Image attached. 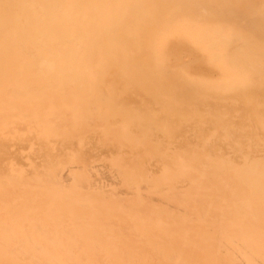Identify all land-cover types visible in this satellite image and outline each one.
I'll return each mask as SVG.
<instances>
[{
    "label": "bare ground",
    "instance_id": "bare-ground-1",
    "mask_svg": "<svg viewBox=\"0 0 264 264\" xmlns=\"http://www.w3.org/2000/svg\"><path fill=\"white\" fill-rule=\"evenodd\" d=\"M258 106L264 0H0V264H264Z\"/></svg>",
    "mask_w": 264,
    "mask_h": 264
},
{
    "label": "rangeland",
    "instance_id": "rangeland-1",
    "mask_svg": "<svg viewBox=\"0 0 264 264\" xmlns=\"http://www.w3.org/2000/svg\"><path fill=\"white\" fill-rule=\"evenodd\" d=\"M181 23H183V21H180ZM180 23V24H181ZM184 24V23H183ZM185 25V24H184ZM186 26V25H185ZM187 29H189V26H188V28ZM183 30V29H182ZM171 35V36H170ZM173 35H172V33H164V34H162L160 37H159V41H161V44L163 45V44H165V40H167L168 38H170V37H172ZM179 45L180 44H176V43H171L170 45H169V47H166V49L164 48L162 51H161V53H160V56H161V59H160V62L159 63H163L164 61H168V60H173L174 59V63H175V61L177 60L178 61V63H175V65L177 66V67H180V68H182L183 69V73H182V76L185 78V77H196V79H197V77L198 78H200V81L202 82V83H205V84H210V83H215V84H218V85H221L222 87L224 86V84H226V85H228L229 83H231L230 81H238L239 79H241V76L240 75H242V73L239 75V74H236L237 75V78L239 77V79H237V80H235L236 79V77H234V76H236L235 74H233L234 73V70L233 69H231L229 66H228V64L226 63V58H224V57H226V55H225V53H224V49H217V50H201V49H199V48H189V44L188 45H184V46H182V45H180V47H179ZM172 49H174V50H172ZM172 50V51H171ZM219 50V51H218ZM212 51H213V53H212ZM222 51V52H221ZM216 53V55H214L215 57L216 56H218V54H219V56H218V58L216 59L215 57V59L216 60H214V59H212L213 58V54H215ZM218 53V54H217ZM225 55V56H224ZM188 56V61H187V59L185 58V57H187ZM171 58H173V59H171ZM185 58V59H184ZM192 59H193V61H195V63L194 62H192ZM181 60L182 61H184V66H182L183 64H181L180 62H181ZM214 60V61H213ZM185 61H187V62H185ZM197 61V62H196ZM172 63H173V61H172ZM173 63V64H174ZM177 64H179V65H177ZM203 68H205V69H203ZM214 68V69H213ZM194 69V70H193ZM204 71H203V70ZM211 69H213V70H216V71H218L217 73H219V77H210V76H204V74L205 73H208V70L210 71ZM235 70H236V68H234ZM202 71V74L200 73ZM195 72H197V73H195ZM240 72V71H239ZM204 73V74H203ZM224 73V74H223ZM206 75V74H205ZM243 76V75H242ZM235 78V79H234ZM182 79V78H181ZM200 82V83H201ZM255 82V81H254ZM254 82H251L252 84L254 83ZM181 85L183 86V87H186L183 91H181L182 90V88L180 89V91L182 92L181 93V95L183 96L184 95V92L188 89L187 88V86L185 85V82H183V83H181ZM229 86V85H228ZM228 86H224V88H228ZM187 94V93H186ZM189 97V96H188ZM208 100H210V104H214L212 107H214V106H216V104H215V102H216V100L215 99H208ZM215 100V101H214ZM198 101H200V100H198ZM212 101H214V102H212ZM189 102V101H188ZM195 102V101H194ZM201 102H203V101H201ZM204 102H206V100L204 101ZM192 103V102H191ZM191 103H189L190 105H191ZM197 103V102H196ZM195 103V104H196ZM198 104V103H197ZM202 104V103H201ZM206 104V103H205ZM209 104V106L211 107V105ZM222 104H224V103H222ZM222 104H220L219 103V106L217 105V107L216 108H218V107H221L220 105H222ZM187 105V104H186ZM193 105V104H192ZM198 105H200V104H198ZM207 105V104H206ZM224 105H228V104H224ZM235 105V109H234V107L233 106H230V108L231 107H233V112L235 113L236 112V116L234 117V118H236L235 120H232L231 119V117H229L230 115H226L225 116V113L224 114H222L221 112H219L218 113V115H224V118H226V120L225 121H228V123L230 122L229 121V118L231 119V124H233V121H241V123H239V124H237V128H238V130L240 129V127H242L243 129H253L254 130V127L256 128V129H258L257 128V126H256V124H254V122L252 123V124H254V127L252 128V126L253 125H250L251 123V120L249 119V116H250V114L251 115H260L259 113H257L254 109H252L250 106L248 107V105H246V104H239L240 105V107L239 106H237L238 108L236 109V105L237 104H234ZM195 106V105H194ZM201 106V105H200ZM246 108H245V107ZM184 107V106H183ZM193 107V106H192ZM199 107V106H198ZM202 107V108H201ZM199 109H201V110H205V111H202L203 113L204 112H206V111H208V110H206V109H210V107H208V105L207 106H204L203 104H202V106H201ZM204 107V108H203ZM224 107V106H223ZM222 107V108H223ZM226 107V106H225ZM224 107V108H225ZM229 107V106H228ZM227 107V108H228ZM253 107V106H252ZM188 108V105L186 106V108L184 109V108H182V110H183V112H184V110H186ZM191 108V107H190ZM197 108V107H196ZM229 108V109H230ZM260 106H258V109H259V112L262 114V116L264 115V110H260ZM212 109V108H211ZM221 109V108H220ZM246 109V110H245ZM248 109H252V110H250V111H248ZM262 109V108H261ZM198 110V109H197ZM200 110V111H201ZM217 110V109H216ZM222 110V109H221ZM228 110V109H227ZM223 111H224V109H223ZM198 112V111H197ZM196 112V113H197ZM197 113L198 115V117H199V115L201 114H203V113ZM214 112V110L212 109V112H211V110L209 111V113H211V115H209V113H208V116H212V113ZM227 112V111H226ZM229 112V111H228ZM230 112H232L231 110H230ZM179 113H182L181 111L179 112ZM185 113H187V112H185ZM221 113V114H220ZM215 114V113H214ZM233 114V113H232ZM238 114V115H237ZM200 115V116H201ZM217 115V114H216ZM245 115V116H244ZM203 116V115H202ZM205 116V115H204ZM238 116V117H237ZM261 116V115H260ZM177 117V116H176ZM229 117V118H228ZM246 117V118H245ZM211 118V117H210ZM228 118V119H227ZM239 118H243L242 120H239ZM174 119H175V117H174ZM238 119V120H237ZM249 120V123H248V120ZM261 119V118H260ZM259 119V121H261ZM209 120V119H208ZM211 121V120H210ZM243 121V122H242ZM209 122V121H208ZM236 123V122H235ZM249 124V125H248ZM189 122H188V124L186 125V126H183L184 128L185 127H187V128H183V127H180V128H176L175 129V133L176 132H178V135H180L181 136V134H180V132L183 134V133H186L187 132V129L189 130ZM233 125H235V124H233ZM241 125V126H240ZM246 126V127H245ZM249 127V128H248ZM207 128H209V127H207ZM237 128H235V130L237 129ZM181 129H184L183 131L181 130ZM208 130V129H207ZM240 130H242V129H240ZM190 132V131H189ZM189 132H187V135H188V137L187 138H189ZM177 134V133H176ZM183 135H185V134H183ZM182 135V136H183ZM179 136V137H180Z\"/></svg>",
    "mask_w": 264,
    "mask_h": 264
}]
</instances>
